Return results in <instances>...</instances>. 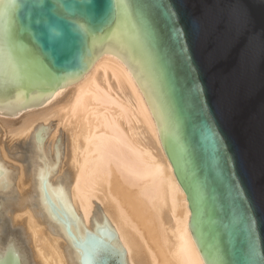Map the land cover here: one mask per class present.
<instances>
[{"label": "water", "instance_id": "water-1", "mask_svg": "<svg viewBox=\"0 0 264 264\" xmlns=\"http://www.w3.org/2000/svg\"><path fill=\"white\" fill-rule=\"evenodd\" d=\"M105 52L143 90L206 264H264V0H0V114L42 106ZM32 133L44 213L80 264H129L101 205L86 227L65 154ZM0 264H18L0 262Z\"/></svg>", "mask_w": 264, "mask_h": 264}, {"label": "bare ground", "instance_id": "bare-ground-1", "mask_svg": "<svg viewBox=\"0 0 264 264\" xmlns=\"http://www.w3.org/2000/svg\"><path fill=\"white\" fill-rule=\"evenodd\" d=\"M49 121L57 124L45 152H54L61 127L66 141L51 180L70 169L71 199L87 228L95 200L129 264H206L152 109L124 61L109 52L44 105L15 117L0 114V262L80 264L36 194L32 133ZM18 144L27 146L26 154Z\"/></svg>", "mask_w": 264, "mask_h": 264}, {"label": "rangeland", "instance_id": "rangeland-1", "mask_svg": "<svg viewBox=\"0 0 264 264\" xmlns=\"http://www.w3.org/2000/svg\"><path fill=\"white\" fill-rule=\"evenodd\" d=\"M18 148H19L20 153H25V154L27 153V146L26 145L18 144ZM23 150H25V151H23Z\"/></svg>", "mask_w": 264, "mask_h": 264}]
</instances>
